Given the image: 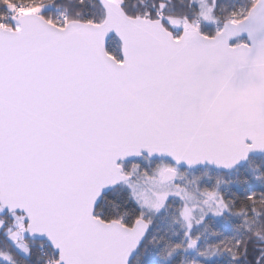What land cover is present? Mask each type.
<instances>
[{
    "label": "snow or ice",
    "instance_id": "6c2138e0",
    "mask_svg": "<svg viewBox=\"0 0 264 264\" xmlns=\"http://www.w3.org/2000/svg\"><path fill=\"white\" fill-rule=\"evenodd\" d=\"M0 264H264V0H0Z\"/></svg>",
    "mask_w": 264,
    "mask_h": 264
}]
</instances>
